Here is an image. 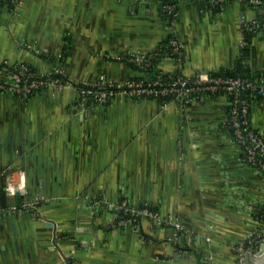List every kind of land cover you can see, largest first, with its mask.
I'll return each mask as SVG.
<instances>
[{
  "label": "crops",
  "instance_id": "obj_1",
  "mask_svg": "<svg viewBox=\"0 0 264 264\" xmlns=\"http://www.w3.org/2000/svg\"><path fill=\"white\" fill-rule=\"evenodd\" d=\"M208 5L179 2L183 52L158 70L192 76L239 65L244 29L263 8ZM161 10L160 0H21L0 9V60L58 67L76 82L137 78L126 58L170 36ZM254 28L246 63L256 73L264 27ZM77 101L74 87L27 97L0 90V173L23 171L27 190L0 203V264H241L246 252L235 247L264 207V174L244 163L225 127L228 95H203L187 109L117 96L83 111ZM251 121L264 134V99L252 103ZM24 198L38 202L22 207ZM124 200L159 217L119 224Z\"/></svg>",
  "mask_w": 264,
  "mask_h": 264
},
{
  "label": "built area",
  "instance_id": "obj_2",
  "mask_svg": "<svg viewBox=\"0 0 264 264\" xmlns=\"http://www.w3.org/2000/svg\"><path fill=\"white\" fill-rule=\"evenodd\" d=\"M176 1L179 3L181 0ZM230 1L209 0V3L212 7L220 6L223 8L225 6L224 4ZM241 1L252 5H260L263 3V0ZM20 2L21 0H0V9L3 6L8 7V4L14 8ZM177 2H167L162 6V10L169 15L167 22L171 38L168 45L171 47L172 53L171 55H166L163 59L169 57L179 58L184 48V42L177 36L176 32L178 15ZM252 24L256 27H264V22L261 23L259 20H254ZM161 49L160 45L155 50L143 54L131 55L126 59L127 62H133L140 68L147 69L152 64V58L159 55L160 51H162ZM147 79V77H142L138 79L131 78L125 81L101 79L94 83L76 82L69 79L64 71L58 67L50 71L38 72L25 63H11L7 60H0V90L12 95L27 97L33 93L44 91L49 87H57L60 89L74 87L78 93L77 105L83 111L93 103L107 104L117 96H125L130 99L148 98L155 100L162 96H173L171 101H175L183 109H187L196 98L223 92L229 98V116L227 123L233 128V138L240 148V158L245 164L251 166L257 172L264 174V134L253 126L251 121L252 104L245 97L250 91L262 96L261 99H264V72L260 78L254 81L248 80L240 75L214 76L204 72H199L192 76H179L176 80L169 82L163 79ZM0 188L4 189L6 194L10 196H25L27 190L24 172L14 170L8 173H0ZM37 202L38 200L30 201L24 198L21 205L22 207L29 208ZM117 209L121 213L118 223L122 225L129 224L139 215L159 217L158 213L149 208L144 206H131L126 200L120 202L117 205ZM262 211L264 218V209ZM163 221L166 224H171L179 228L180 231L185 230L182 224L174 222L171 219H163ZM256 223L254 231L247 236L245 241L238 243L235 247L241 253L258 250L260 244L264 242V219L260 220L257 217Z\"/></svg>",
  "mask_w": 264,
  "mask_h": 264
},
{
  "label": "trees",
  "instance_id": "obj_3",
  "mask_svg": "<svg viewBox=\"0 0 264 264\" xmlns=\"http://www.w3.org/2000/svg\"><path fill=\"white\" fill-rule=\"evenodd\" d=\"M197 1L198 5L200 7H207L209 6V0H194ZM167 2H173L176 3V0H160V10L162 9V6L167 3ZM228 3H225L224 5L226 6ZM179 3L177 2V9H178ZM259 7L263 8V13L260 16V18L258 19L259 22L263 23L264 22V2L260 5H258ZM9 8H13L12 5L8 4ZM214 10H219L220 6H216L213 7ZM163 12L164 17L166 18V20H168L169 15L164 12L163 10H161ZM252 27V28H251ZM247 26L244 29V44L242 47V53H241V58H240V62L239 65L232 70H227V69H220L217 71H213L210 72L211 75L214 76H225V75H233V76H237L240 75L248 80H257L258 78H260V76L263 74L264 71L262 72H256L253 73L251 71V68L249 67V65L246 63V58H248V53L250 50V42L252 37L255 35L256 30L258 28H254V25L252 26ZM261 27H259L260 29ZM264 29V28H262ZM170 36L161 44V50L159 55H156L152 58V64L150 66L147 67V69L144 68H140L138 65H136L133 62H128V64H130V66H132L133 68H135L136 70H138L140 72V75L137 76L138 78H142V77H147V80H155V79H163L164 81H171V80H176L179 76H183L184 74L181 71H175L172 74H166L164 72H162L161 70L157 69V61L162 60L163 57H165L166 55H171V47L168 45L169 44V40H170ZM174 56V55H172ZM223 92H219L217 94H212V96H216V95H222ZM249 101L250 104H252L255 100L257 99H261L262 96L257 95L254 92H250L248 93V95L245 96ZM173 99V96H162L159 97L157 99V101H159L160 103H165V102H170ZM228 116H229V110H228ZM225 127L228 131V133L233 137V128L229 126V124L226 122ZM264 209V207H262L260 213L258 214V219L263 220V216H262V210Z\"/></svg>",
  "mask_w": 264,
  "mask_h": 264
},
{
  "label": "water",
  "instance_id": "obj_4",
  "mask_svg": "<svg viewBox=\"0 0 264 264\" xmlns=\"http://www.w3.org/2000/svg\"><path fill=\"white\" fill-rule=\"evenodd\" d=\"M6 197V192L2 191L0 194V203L3 206L6 205ZM241 264H264V242L260 244L258 250L244 253L241 258Z\"/></svg>",
  "mask_w": 264,
  "mask_h": 264
}]
</instances>
